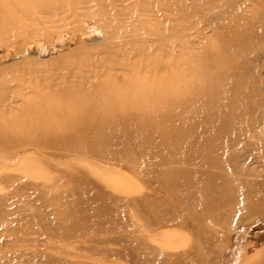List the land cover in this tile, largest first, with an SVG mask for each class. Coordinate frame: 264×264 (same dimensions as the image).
Masks as SVG:
<instances>
[{"label": "rangeland", "instance_id": "374dc122", "mask_svg": "<svg viewBox=\"0 0 264 264\" xmlns=\"http://www.w3.org/2000/svg\"><path fill=\"white\" fill-rule=\"evenodd\" d=\"M0 264H264V0H0Z\"/></svg>", "mask_w": 264, "mask_h": 264}]
</instances>
